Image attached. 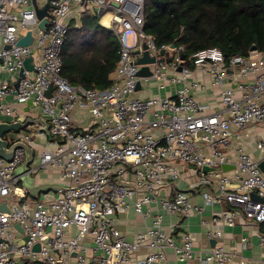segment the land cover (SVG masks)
Here are the masks:
<instances>
[{"label":"built area","instance_id":"1","mask_svg":"<svg viewBox=\"0 0 264 264\" xmlns=\"http://www.w3.org/2000/svg\"><path fill=\"white\" fill-rule=\"evenodd\" d=\"M47 2L41 28L34 5ZM143 2L0 0V66L10 73L0 77V120H24L30 109L45 118L47 129L29 124L10 141L32 145L40 138L50 144L28 171L57 169L65 184L30 196L14 174L24 149L16 147L10 160L0 157V203L7 208L0 209V264H162L169 249L177 264H264L236 248L226 249L217 239L221 229L213 226L217 221L234 225L239 216L261 224L257 237L264 248V201L251 197L253 192L264 199V173L258 167L264 135L251 142L257 155L242 139L247 124L264 123V51L226 57L217 47H204L182 58V45L157 46L143 31ZM98 8L100 23L119 44L111 82L105 88L73 85L61 74L68 22ZM104 14L107 24L101 22ZM27 32L30 43L17 44ZM143 44L154 61L147 63L151 73L140 76L142 64L136 60ZM26 57L32 70L24 67ZM149 83L155 94H147ZM209 87L218 88L214 109L195 94ZM85 114V126L73 123L74 118L85 120ZM232 142L234 158L227 154ZM222 164L233 167L221 169ZM183 172H189L188 185L173 189ZM190 186L201 187V203L191 201ZM162 189L171 192L162 194ZM223 203L226 209L201 219L202 225H212L205 229L207 238L215 239L206 250L194 248L188 231L177 237L178 223L163 227L165 214L188 217ZM129 209L149 218L130 238L115 226V216ZM240 243L242 248L252 245L247 236Z\"/></svg>","mask_w":264,"mask_h":264},{"label":"trees","instance_id":"2","mask_svg":"<svg viewBox=\"0 0 264 264\" xmlns=\"http://www.w3.org/2000/svg\"><path fill=\"white\" fill-rule=\"evenodd\" d=\"M100 16L92 9L68 22L61 74L73 85L105 88L111 82L119 44ZM142 29L157 46L182 45L187 59L204 47H217L226 57L247 55L252 45L264 51V0H144Z\"/></svg>","mask_w":264,"mask_h":264},{"label":"crops","instance_id":"3","mask_svg":"<svg viewBox=\"0 0 264 264\" xmlns=\"http://www.w3.org/2000/svg\"><path fill=\"white\" fill-rule=\"evenodd\" d=\"M0 77L5 79L7 78L5 75L1 73V71H0ZM195 77L199 80L205 79V76L201 74H196ZM147 89H148L147 94H149L150 92L154 94L156 93L155 87L150 83L148 84ZM217 93H218V88L216 87H209L208 91H198L197 93L195 92V94L199 96V99L208 101L211 104L212 109L216 108L219 105V97ZM202 95L205 96L202 97ZM7 99H10V96L7 97ZM25 106L26 105H21V108L24 111L27 110L24 109ZM25 115L26 117L40 116L39 113L34 109H30L28 112H25ZM87 116H88L87 114L83 116V119L85 120H82L81 119L82 117L74 118L73 123L75 121L76 124H80V125L83 124V126H85L88 122V120L86 119ZM35 124H39V123H35ZM262 135H264V123H249L243 129L242 131L243 144L246 147L247 151H249L251 154L253 155L258 154V150L253 148L251 142ZM235 145L236 142H232V144L229 146L227 150V154L231 158H234L235 156L234 154ZM30 146L33 149V158L28 166H30L34 161L36 162L38 152L42 150L45 146L50 147V144H48L47 142L45 143L44 140H41L40 138H36L33 144ZM36 172L30 174V176L33 177L34 184H41L45 182H49V183L60 182L57 169L40 168ZM188 174L189 172L188 173L183 172L181 177L175 182L176 186L174 185L173 189L176 187L181 189L186 187L188 185L187 182ZM52 189H48V190H52ZM200 190L201 187H192V186H190L189 189H187V193L190 196V199L193 203H201L202 199L200 195L201 192ZM26 191L30 196H33L28 192L27 189ZM170 192H171L170 189H162L161 191L162 194H166ZM226 207L227 206L225 203H223L222 205L219 204L207 205L205 206L204 210L201 213H195L188 217L165 214L163 218V225H164L163 227L164 229L169 230L171 228V224L178 223L179 224L177 226L178 231L177 230L175 231L177 237L179 235L178 232L182 233L183 231H188L191 233V236L193 238L194 248L197 250H206L212 245L210 244V238H207L205 234V229L212 225L211 224H208L206 226L202 225L201 219L202 218L210 219V217L216 214L218 210H220L221 208L226 209ZM148 222H149V218L144 219L142 216L136 214L132 209H129L127 212L117 214L115 216V226L118 229H120L124 234H126V236L129 238L133 235L135 231L142 229ZM213 226L221 229V236L217 239L223 244V246L226 249L236 248L238 252L255 257L259 260H264V248L260 244H258V237H257L259 229L262 227L261 224H257L251 221H246L242 218V216H239L234 225L230 226L223 224L220 221H217ZM242 236H247L248 238H250L252 241V245L248 246L247 248H242L240 243V238ZM143 252L144 250L141 251V253ZM162 264H177L172 250L170 249L167 250L166 259Z\"/></svg>","mask_w":264,"mask_h":264},{"label":"water","instance_id":"4","mask_svg":"<svg viewBox=\"0 0 264 264\" xmlns=\"http://www.w3.org/2000/svg\"><path fill=\"white\" fill-rule=\"evenodd\" d=\"M34 8H35L37 17L40 19L39 24H38L39 27L45 28V23L47 21L46 15H47V10L49 8V3L48 2L45 3V5L43 7H38L37 5H34ZM97 10L99 12H101V8H98ZM30 41H31V33L27 32L26 35H24L18 39L17 44H24L25 45V44H29ZM142 47L144 48V52L136 60L137 64H142V66L139 68V70L137 72V74L140 76L149 75L151 73L150 67L148 66L147 63H152L154 61V57L150 56L148 54V51L146 50V44H143ZM250 49L255 50L256 46L252 45L250 47ZM184 57H185V55L182 54V58H184ZM23 64H24V67L26 69H28V70L33 69V66L31 64V57H26L24 59ZM5 69H6L5 65L0 66V71L5 70ZM22 75H23L22 70H20L19 71V77ZM18 80L19 79H17L14 82L15 87L18 85ZM139 88H140V82H137L136 89H139ZM50 92H51V88L46 90L47 95H49ZM29 103L30 102H28V104ZM24 109H27V106H25ZM35 123H39V124L43 125L44 129H47L49 126L46 119L43 118L42 116H37V117L27 116L24 118V120H13V121L0 120V157L4 158L6 160H10L12 158L13 151L16 147L19 146V147H22L24 149L25 158L16 167V169L14 170V174L18 175L23 186L33 196L39 194L40 192H42L44 190L65 186V184L62 182H54V183L45 182V183H41V184H34L33 177L30 176V172L28 171V169H29L28 165L32 161V158H33V149L31 148V146L29 144L24 143L22 141L16 140V141L9 143L7 138L4 137V135L7 134V132L13 131L14 133H17L20 130L26 128L29 124H35ZM232 167L233 166L231 164H222L221 165V169H229ZM258 167L264 173V158L259 160ZM203 169L209 170L211 168L204 166ZM251 197L256 199V200L264 201V199L258 197L253 192H251ZM0 209H2V210L7 209L5 201H2L0 203ZM16 226L19 228L20 227L19 223H16ZM214 243H215V239H213V238L210 239V244L214 245ZM38 248H39V243H36L34 245V249H38ZM9 256H11V252L9 253Z\"/></svg>","mask_w":264,"mask_h":264},{"label":"rangeland","instance_id":"5","mask_svg":"<svg viewBox=\"0 0 264 264\" xmlns=\"http://www.w3.org/2000/svg\"><path fill=\"white\" fill-rule=\"evenodd\" d=\"M103 25V24H102ZM1 73L3 75H5L7 78L10 76V73L6 70H2ZM142 89H145V84H143V88ZM77 120V119H76ZM74 124H76V122L74 121ZM83 125V124H82ZM7 137L9 139H12L14 137V132L13 131H10V132H7ZM37 173V172H36ZM36 175V174H35Z\"/></svg>","mask_w":264,"mask_h":264},{"label":"bare ground","instance_id":"6","mask_svg":"<svg viewBox=\"0 0 264 264\" xmlns=\"http://www.w3.org/2000/svg\"><path fill=\"white\" fill-rule=\"evenodd\" d=\"M108 17H109L108 14H104V15L101 17V22L104 23V24H107Z\"/></svg>","mask_w":264,"mask_h":264},{"label":"clouds","instance_id":"7","mask_svg":"<svg viewBox=\"0 0 264 264\" xmlns=\"http://www.w3.org/2000/svg\"><path fill=\"white\" fill-rule=\"evenodd\" d=\"M100 22V21H99Z\"/></svg>","mask_w":264,"mask_h":264}]
</instances>
